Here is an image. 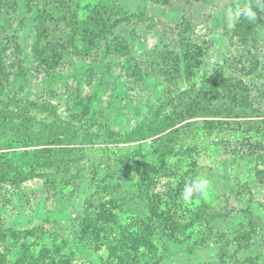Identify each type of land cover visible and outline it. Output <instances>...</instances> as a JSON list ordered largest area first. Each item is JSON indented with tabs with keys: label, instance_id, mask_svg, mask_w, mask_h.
Instances as JSON below:
<instances>
[{
	"label": "rangeland",
	"instance_id": "obj_1",
	"mask_svg": "<svg viewBox=\"0 0 264 264\" xmlns=\"http://www.w3.org/2000/svg\"><path fill=\"white\" fill-rule=\"evenodd\" d=\"M79 1L85 5L99 0ZM107 1L116 12L114 16L119 12V16H124L112 38L121 43L122 53L113 52L104 43L92 54L80 56L77 53L83 50V44L78 43L68 50L66 56L71 54L70 58H64L52 74L42 67V62L44 56L50 59L53 55L40 44L44 42L48 20L34 17L36 20L29 21L24 12L25 0H0L9 10L16 7L17 28L21 29L0 39V153L5 152L23 167L19 153L26 135L35 136L36 145H44L42 137L51 135V127L57 129L61 125L72 126L69 130L76 136L74 139L67 135L62 144L52 138L50 142L55 143L48 146L61 149L56 157L61 159L60 168L67 171L62 175L69 176L70 182L54 183L58 173L52 171L27 178L19 185L0 182V220L8 232L25 235L34 231L31 233L35 236L27 237L37 244L36 252L60 246L64 255L76 253L75 264H110L106 249L88 248L77 235L87 211V196L93 192L88 179L94 178L90 175L105 161L106 152L120 154L139 144L118 143L114 136L109 140V135L124 134L144 125L151 109L166 98L163 79L152 74V61L158 53L175 51L183 65L185 54L196 56L192 63L196 67L188 69L187 65L184 69L189 71V78L183 87L212 88L211 75L229 60L227 68L233 64L239 69H235L239 77L264 90V81L253 78L257 73L264 74V10L256 7L257 0ZM237 2L252 3L257 19H242L229 28L225 11ZM82 16L86 17V13L82 12ZM22 19L25 21L20 22ZM30 102L46 108L31 106L25 120L17 118V112ZM6 109L13 111L12 118L11 113L6 115ZM257 117L261 121L264 114ZM26 128L32 132L19 140ZM160 136L144 140V145L151 149ZM213 143L205 144L207 149L199 159L198 176L210 180L208 197L197 199L208 218L203 223L204 232L199 225L200 232L193 233L190 243L167 241L171 247L169 259L161 264H251L248 259L252 258L264 264V150H259L263 158L253 159L247 155L251 150L249 143L232 142L227 147ZM25 168L29 170L28 166ZM103 177L99 175L94 184L96 190ZM135 202H129L132 212ZM250 217L255 230L253 240L239 244L238 234L251 229ZM203 236L207 241L201 243ZM65 238L69 241L66 250L62 244ZM21 240L16 242L10 237V259L18 260L24 255Z\"/></svg>",
	"mask_w": 264,
	"mask_h": 264
},
{
	"label": "trees",
	"instance_id": "obj_2",
	"mask_svg": "<svg viewBox=\"0 0 264 264\" xmlns=\"http://www.w3.org/2000/svg\"><path fill=\"white\" fill-rule=\"evenodd\" d=\"M25 4L24 12L30 17L29 21L35 18L48 20L43 39L46 43L40 44L51 50L53 56L50 59L44 56L42 67L48 68L52 74H55L54 71L64 58H70L71 54L66 56L68 50L78 43L83 44V50L79 53L75 50L80 56L92 54L93 49H100L104 43L113 52L122 53L121 43L112 38L124 16H119V12L115 18L116 12L109 1L99 0L84 5L79 0H25ZM7 8L0 2V39L21 31L17 28L16 7L13 10ZM82 12L86 13V17L82 16ZM24 21L22 19L20 22ZM184 57L185 65L175 51L158 53L153 59L152 74L158 80L163 79L166 98L151 109L144 125L124 134L109 135V140L114 136L118 143L139 144L133 150L127 149L120 154L106 152L105 161L99 163L94 168V174L90 175L94 178L88 179V186L93 192L87 196V211L77 235L88 248L96 251L106 249L110 264L164 263L169 259L168 252L171 249L167 241L190 243L193 233L200 232V229L204 232V222L208 218L203 214L204 205L197 201L199 197L194 198L190 205L184 204L180 197L185 183L198 176L199 159L207 149L206 143L212 141L224 147L232 142L249 143L251 150L247 155L253 159L263 158L259 150H264V119L258 121L256 118L264 114V90L239 77L235 71L237 67L233 64H229L228 69L226 64L229 60L211 75L212 88L195 85L183 87L184 80L189 78V71L184 70L185 67L188 65V69H194L196 66L192 63L197 60L191 53ZM257 77L264 81V74L257 73L253 78ZM31 106L43 105L30 102L28 107L17 112V118L25 120L30 115ZM46 106L48 109L53 108L51 105ZM6 111V115L11 113L9 117L12 118L13 111ZM209 117L215 119L209 120ZM69 128L73 127H51V135L42 137L44 145H36L35 136L26 135L32 129L26 128L25 133L19 134V140L26 135L22 143L23 151L19 153V160L23 161L24 166L17 165L5 152L0 153V182L11 181L19 185L41 173L45 176L48 171L55 175L58 173L54 183L58 180L70 182L69 176L62 175V172L67 171L60 168L61 159L56 157L61 149L52 150L48 147L55 141L62 144L67 135L76 139L75 132L72 133ZM158 135L161 136L148 149L143 141ZM52 138L56 140L51 143ZM38 146L43 147L34 149ZM101 174L104 179L99 180L101 185L96 190L94 184ZM124 177L129 178V181H124ZM132 200L136 201L135 212L129 207ZM199 225H202L200 229L197 228ZM249 226L250 230L238 234L237 243L253 240L255 230L251 217ZM31 232L34 231L25 235L12 230L8 232L0 220V264L76 263V253L65 252L64 255L60 246L42 248L36 252L34 246L37 244L28 241L27 237L35 236ZM211 234L219 235L218 232ZM10 237L16 242L25 239L20 241L24 255L18 260L10 259ZM205 240L206 236H203L201 243ZM62 244L66 250L68 239L65 238ZM224 248L225 257L227 253ZM27 253L31 256H27ZM248 262L260 264L255 258L248 259Z\"/></svg>",
	"mask_w": 264,
	"mask_h": 264
},
{
	"label": "clouds",
	"instance_id": "obj_3",
	"mask_svg": "<svg viewBox=\"0 0 264 264\" xmlns=\"http://www.w3.org/2000/svg\"><path fill=\"white\" fill-rule=\"evenodd\" d=\"M256 7L264 10V0H257ZM225 18L228 21V27L232 28L239 21L247 20L254 22L257 19V12L252 3L237 2L234 7H228L225 11ZM210 180L207 177L198 176L186 182L181 193V200L184 204L190 205L194 198L206 199L209 194Z\"/></svg>",
	"mask_w": 264,
	"mask_h": 264
}]
</instances>
